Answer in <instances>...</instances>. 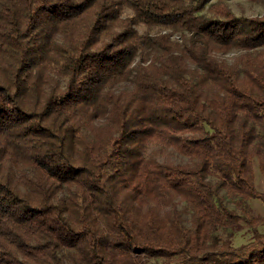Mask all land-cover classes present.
Wrapping results in <instances>:
<instances>
[{
  "label": "trees",
  "instance_id": "trees-1",
  "mask_svg": "<svg viewBox=\"0 0 264 264\" xmlns=\"http://www.w3.org/2000/svg\"><path fill=\"white\" fill-rule=\"evenodd\" d=\"M255 167L264 12L0 0V264H264Z\"/></svg>",
  "mask_w": 264,
  "mask_h": 264
},
{
  "label": "rangeland",
  "instance_id": "rangeland-1",
  "mask_svg": "<svg viewBox=\"0 0 264 264\" xmlns=\"http://www.w3.org/2000/svg\"><path fill=\"white\" fill-rule=\"evenodd\" d=\"M228 5L232 9V11L237 15H246V16H252L256 14H262L264 12V0H227ZM138 29L140 32L145 30L144 26L138 25ZM174 36L178 38V33H175ZM238 53L237 49H232L226 54H224L222 57L226 59L227 61H231L233 57ZM129 86L128 83H123L121 87ZM158 158L160 160H172L175 162H185L188 161V158L186 156L180 155L177 152H175L172 149H166L160 152L158 155ZM255 183L259 190L264 192V174H262L258 168L255 167ZM252 211L256 214H260L264 217V204L257 200L252 199L250 201ZM185 223H188V215L185 214ZM260 230H264V224H261L258 226ZM217 235H219L221 238H224L227 234V231H222L221 229H218L216 231ZM251 236V232L249 230H246L244 227L240 228L238 230H235L230 235V239L233 244H240L242 242L247 241ZM158 260H153V264L157 263Z\"/></svg>",
  "mask_w": 264,
  "mask_h": 264
}]
</instances>
